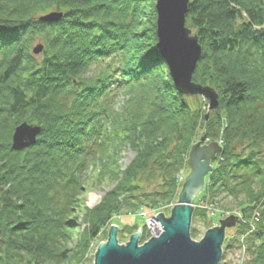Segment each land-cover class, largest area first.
<instances>
[{
    "label": "trees",
    "instance_id": "obj_1",
    "mask_svg": "<svg viewBox=\"0 0 264 264\" xmlns=\"http://www.w3.org/2000/svg\"><path fill=\"white\" fill-rule=\"evenodd\" d=\"M51 13L64 17L39 21ZM156 21L155 0H0V264H82L112 219L178 199L203 135L222 147L204 198L232 196L249 221L262 206L245 243L246 264H264V0H190L186 26L203 49L193 81L219 94L209 121L177 92ZM22 123L42 132L15 152ZM126 148L135 158L121 171ZM106 180L116 185L82 213L88 185Z\"/></svg>",
    "mask_w": 264,
    "mask_h": 264
},
{
    "label": "water",
    "instance_id": "obj_2",
    "mask_svg": "<svg viewBox=\"0 0 264 264\" xmlns=\"http://www.w3.org/2000/svg\"><path fill=\"white\" fill-rule=\"evenodd\" d=\"M190 0H157L155 10L156 48L168 67L170 77L178 93L184 96H201L208 101L206 121L210 113L219 108V94L211 87L193 81V75L202 57L199 38L192 35L186 26ZM63 13H51L39 18L41 22L55 23ZM39 45L33 51H43ZM42 128L23 123L17 126L12 136L11 149L20 152L36 145ZM206 137L194 144L187 165L190 169L179 194L178 203L170 218L163 213L156 217L162 232L139 245L140 230L125 245H120L117 235L120 229L112 226L108 240L96 252L94 264H219L223 254L226 230L236 226L237 218L220 221V226L206 232L201 242L191 237L190 227L194 213L193 203L203 191L207 176L213 171L212 162L221 152L217 142L203 144Z\"/></svg>",
    "mask_w": 264,
    "mask_h": 264
},
{
    "label": "rangeland",
    "instance_id": "obj_3",
    "mask_svg": "<svg viewBox=\"0 0 264 264\" xmlns=\"http://www.w3.org/2000/svg\"><path fill=\"white\" fill-rule=\"evenodd\" d=\"M155 3H156V0H155ZM40 43H41L40 40H36L33 43L30 49L31 54L33 56H35L33 53L34 49L38 47ZM41 54H39L38 56H41ZM189 97L191 98L190 100L194 104L195 108L200 107L203 110H206V113H207V110H208L207 100H205L201 96H198V97L189 96ZM122 99L123 98L120 97L119 101H122ZM200 139L197 142H199ZM218 143L221 146V141H219ZM203 144L208 145L209 142L205 139V142ZM134 158H135L134 152L126 148L123 151L121 160L119 162L121 171L124 170L127 166H129ZM189 173H190V169L188 167L186 171H183L182 174L179 175L178 178L181 182V189ZM159 184H160L159 181L156 180L152 185L142 183L141 186H142V190L145 193L149 194V193L158 191ZM115 185H116V182L111 181V180H106V182H102L101 184H97V183L93 185L89 184L87 191L85 193V196L83 198L84 210L82 213L86 212L87 210L89 211L97 207L101 203L103 197L108 192H110ZM206 188H207V184L205 181L204 189L199 194V196L195 199L193 203V207H194V211L195 210L204 211L208 216V220L211 219V221H209L208 226H205L201 219L191 222L190 232L193 229H196V234H197V238L192 237V239L195 242H201V240L204 238L207 231L220 226V221L225 220L230 217H236L237 218L236 226L233 228H228L226 230V237H225V241L222 247L223 254H222V258L219 264H246L248 262V254H247V246L245 242L248 236L250 235L251 224L256 222L260 217L259 211L262 208V206L258 205L256 209H254L252 213L253 220L249 221L248 218L244 215L243 211L237 206V203H238L237 200H235L232 196H229V195L219 196L218 200L220 201V204L218 205V204L210 202V199L207 196L204 198V196L206 195L204 194V191L206 192L205 190ZM181 189H180V192H181ZM92 197L95 198V202L93 205L90 202ZM245 199L246 198L244 196L241 197V201H244ZM177 203H178V199L175 202L170 203L166 206H163L160 208L159 207L154 208L150 212L142 210L141 212L137 211L135 214L126 215V216L122 215V216L115 217L114 219H112L109 225H107L105 228L100 230L97 238L91 243L90 250L87 254V258L82 264H94L97 249L102 243L107 242L109 231L112 226H116L120 229L117 235V239L121 245L122 244L126 245L132 236L138 234L139 230L141 232L139 236V245H143L144 243L149 241L151 238L157 236L156 230L152 228L154 226L153 223L156 221L157 215L160 213H163L165 218L167 219L170 218L172 215V210L177 205ZM229 209L230 210L233 209V210L229 211ZM82 220H83L82 217H80L77 224L80 225ZM247 220L249 221V223ZM87 225L88 224L83 223L82 230H85ZM79 232L80 231L78 230V233ZM159 232L160 233L162 232V227L160 228ZM142 236L145 237L144 243L143 242L141 243Z\"/></svg>",
    "mask_w": 264,
    "mask_h": 264
},
{
    "label": "bare ground",
    "instance_id": "obj_4",
    "mask_svg": "<svg viewBox=\"0 0 264 264\" xmlns=\"http://www.w3.org/2000/svg\"><path fill=\"white\" fill-rule=\"evenodd\" d=\"M91 203H92V205L94 204V202H95V198L94 197H92V199H91V201H90ZM153 229L154 230H156V235H158L160 232H159V230H160V228H161V226H160V222L159 221H156V222H154L153 223ZM120 244V243H119ZM121 245V244H120Z\"/></svg>",
    "mask_w": 264,
    "mask_h": 264
},
{
    "label": "built area",
    "instance_id": "obj_5",
    "mask_svg": "<svg viewBox=\"0 0 264 264\" xmlns=\"http://www.w3.org/2000/svg\"><path fill=\"white\" fill-rule=\"evenodd\" d=\"M156 222V221H155ZM151 225V224H150Z\"/></svg>",
    "mask_w": 264,
    "mask_h": 264
}]
</instances>
